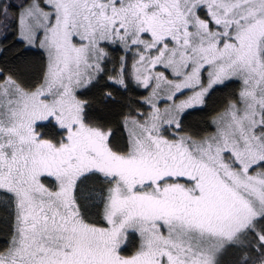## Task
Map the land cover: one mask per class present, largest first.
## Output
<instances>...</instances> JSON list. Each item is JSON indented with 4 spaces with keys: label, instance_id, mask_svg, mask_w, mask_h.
<instances>
[{
    "label": "snow or ice",
    "instance_id": "obj_1",
    "mask_svg": "<svg viewBox=\"0 0 264 264\" xmlns=\"http://www.w3.org/2000/svg\"><path fill=\"white\" fill-rule=\"evenodd\" d=\"M10 34L0 264H264V0H0Z\"/></svg>",
    "mask_w": 264,
    "mask_h": 264
},
{
    "label": "trees",
    "instance_id": "obj_2",
    "mask_svg": "<svg viewBox=\"0 0 264 264\" xmlns=\"http://www.w3.org/2000/svg\"><path fill=\"white\" fill-rule=\"evenodd\" d=\"M0 48L4 51L0 52V67L5 69H22L25 71L24 79L31 80L36 75H38L39 66L42 61L41 53L36 48H26L25 45L20 42L15 35H9L7 39H4L0 35ZM118 56L119 53H116ZM103 81L101 82V87L103 86ZM101 94V89H94L92 95L99 97ZM223 94L217 93L213 98V103H210L207 112H193V114L188 118V123L192 125H198L201 121L208 118V116L213 111L214 104H219L222 101ZM102 108L103 105H100Z\"/></svg>",
    "mask_w": 264,
    "mask_h": 264
}]
</instances>
